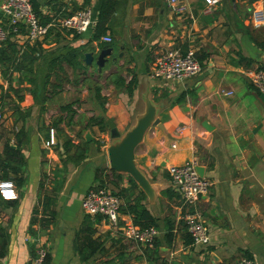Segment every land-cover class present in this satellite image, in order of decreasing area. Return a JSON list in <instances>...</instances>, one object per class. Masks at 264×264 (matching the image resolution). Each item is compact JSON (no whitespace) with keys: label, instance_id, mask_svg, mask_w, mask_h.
Listing matches in <instances>:
<instances>
[{"label":"crops","instance_id":"1","mask_svg":"<svg viewBox=\"0 0 264 264\" xmlns=\"http://www.w3.org/2000/svg\"><path fill=\"white\" fill-rule=\"evenodd\" d=\"M35 2L47 18L80 9L96 18L99 4ZM115 2L106 32L96 40L95 27L82 36L52 31L31 43L38 55L30 76L13 74L9 82L0 77V111L6 115L0 154L8 139L12 148L19 142L23 156L17 200H0V264H28L38 245L47 251L45 264H233L240 257L264 264V93L247 79L248 72L264 67V1L220 0L207 14L202 0H178L181 14L166 0ZM253 11L260 12L263 26L253 28ZM103 36L111 43H102ZM103 49L111 54L101 69L83 63L85 53L96 56ZM190 49L200 60L197 76L169 83L148 77L158 55ZM91 76L95 86L88 85ZM130 82L134 88L127 95ZM95 87L104 99L102 110ZM70 103L75 113L67 120L59 109ZM145 103L154 108L157 124L144 130L133 162L150 196L128 174L110 171L106 153L113 142L106 120L120 140L145 115ZM49 128L52 147L45 146ZM14 134L20 138L14 140ZM67 141L83 149L81 160L73 149L63 150ZM191 161L211 183L197 204L208 234L204 247L184 244L185 208L166 173ZM107 183L110 191L120 192L116 227L80 210L86 191ZM135 199L155 221L151 253L122 239L120 228L131 217L123 206ZM35 212V219L46 221L44 229L31 224ZM85 227L89 234L80 230Z\"/></svg>","mask_w":264,"mask_h":264},{"label":"built area","instance_id":"2","mask_svg":"<svg viewBox=\"0 0 264 264\" xmlns=\"http://www.w3.org/2000/svg\"><path fill=\"white\" fill-rule=\"evenodd\" d=\"M220 0H202L205 5L203 13L207 14ZM249 2L264 0H248ZM168 6L176 14L184 11V6L178 0H166ZM253 28L263 26V19L259 11L251 13ZM96 25V18L89 9H80L70 14H60L50 18L46 24H41L35 16L29 0H0V45L12 38L20 44L39 42L47 36L49 30L67 32L76 36H82L92 31ZM100 41L104 44L111 43L109 36H103ZM201 71L195 52L190 49L184 52L168 50L152 62L148 70V77L152 80H160L164 83L181 82L197 76ZM250 85L257 93H264V70H252L247 73ZM224 96L231 92L221 91ZM3 114L0 111V125ZM46 147L55 146L54 131L47 130ZM197 164L191 161L182 166L169 167L166 170L173 191L182 201L185 213L182 216L184 232L190 237L191 245L204 247L208 243L207 228L204 225L198 210V202L208 193L211 183L203 177H198L195 171ZM0 200L16 201L17 193L14 184L10 180L0 181ZM121 207L120 198L104 186L89 188L80 202L82 214L89 218L99 217L111 227H116L119 221ZM131 218V217H130ZM124 221L120 228L122 239L130 242L142 251H152L154 241L158 235L154 227L140 229L134 225L131 219ZM47 251L42 245H38L34 255L28 264H45ZM233 264H252V262L240 257Z\"/></svg>","mask_w":264,"mask_h":264},{"label":"trees","instance_id":"3","mask_svg":"<svg viewBox=\"0 0 264 264\" xmlns=\"http://www.w3.org/2000/svg\"><path fill=\"white\" fill-rule=\"evenodd\" d=\"M31 3L32 10L35 14V16L38 18L41 24H46L49 22L50 18H47L45 16H42L39 12L38 5L35 2V0H29ZM116 6L115 0H99L98 9H97V16H96V25L93 33V38L96 40L100 35H103L106 32L107 22L109 20V17L111 13L113 12L114 8ZM54 30H49L48 34ZM47 34V35H48ZM15 40L10 38L8 39L4 44L0 45V69L2 70L0 72V77L2 79L10 81V78L13 74H16L18 76H22L23 78H26L27 76H30V64L36 59L35 55H38V50H36L34 47H32L31 43H25L22 44L21 48H16V44L14 42ZM198 63L200 64V60L196 58ZM259 70H264V67H259ZM65 80V79H64ZM45 81V80H44ZM45 84V83H44ZM115 84L117 87H121L122 82L120 78H117L115 80ZM134 83L130 82L129 84H126L125 86V92L127 95H130L132 92V89L134 88ZM0 91H2V87L0 86ZM94 100L99 104L102 110L104 99L100 97L99 90L97 87L94 88ZM74 105L75 103L67 104L63 107H61L59 110L62 114H64V118L67 120H70L72 116L74 115ZM61 120V118H60ZM89 124L95 123V120H90L88 122ZM99 126V129L102 130V127L104 128V122L101 119V121L97 124ZM19 134H14L13 139L18 140L20 138ZM19 142L17 144H13L14 148H12L9 145L8 139L4 141L2 144V150L0 154V181L11 178V181L13 182L15 188L19 187L21 184V177L19 175L18 168L23 164V156L21 154V151L19 149ZM73 149L74 153L76 154V160L79 161L83 158V149L79 148V145H73L70 141H67L64 144L63 150ZM120 192L117 193V196L120 198ZM50 200H48V203ZM123 211L126 214H129L132 219V223L139 227L140 229H146L149 227H155V221L154 219L149 215V213L143 208L142 205H140V199H135L133 202H129L127 204H124ZM36 212L33 214V219L31 221L32 225H37L39 228H45L46 221L42 219H35ZM83 232H86L87 234L90 233V230L85 228L80 229ZM170 230L171 228L168 227L167 235H165V239L169 240L170 238ZM33 238H35L34 232L32 233ZM184 238V244L189 245L191 244L190 237L185 234L183 236ZM151 253V251H148Z\"/></svg>","mask_w":264,"mask_h":264},{"label":"water","instance_id":"4","mask_svg":"<svg viewBox=\"0 0 264 264\" xmlns=\"http://www.w3.org/2000/svg\"><path fill=\"white\" fill-rule=\"evenodd\" d=\"M110 54V49H103L99 51L96 56L91 53H85L82 61L86 66H90L93 63L97 69H101L106 60L110 57ZM112 60L114 61L115 59ZM145 107V115L138 117L136 125L120 140H118V134L113 125L106 120L105 123L107 129L109 130V136L113 141L107 148L106 153L108 169L110 171L117 174H128L131 179H133L142 188L146 195L150 196L151 193L149 187L143 176L135 168V164L133 162V148L140 141L144 130L150 124H157L156 120L152 122L154 108L148 103H145ZM84 139L87 141L88 138L85 137ZM195 171L198 177H202V168L196 167Z\"/></svg>","mask_w":264,"mask_h":264},{"label":"rangeland","instance_id":"5","mask_svg":"<svg viewBox=\"0 0 264 264\" xmlns=\"http://www.w3.org/2000/svg\"><path fill=\"white\" fill-rule=\"evenodd\" d=\"M84 76H86L85 74H84ZM89 81H91V83L90 84H88L89 86H95L94 84H93V82H92V76H91V78H90V80ZM105 86V84L104 83H102V84H100V86ZM1 110H2V108H1ZM3 114H4V112H3ZM6 115L4 114V120H3V122H2V124L6 121V117H5ZM1 126V125H0ZM104 186H107L106 188H108L109 189V187H110V185H109V183H107V185H104ZM109 186V187H108ZM110 190V189H109Z\"/></svg>","mask_w":264,"mask_h":264}]
</instances>
